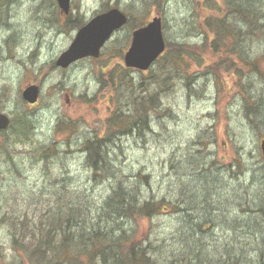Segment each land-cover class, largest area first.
Returning a JSON list of instances; mask_svg holds the SVG:
<instances>
[{
    "label": "rangeland",
    "instance_id": "374dc122",
    "mask_svg": "<svg viewBox=\"0 0 264 264\" xmlns=\"http://www.w3.org/2000/svg\"><path fill=\"white\" fill-rule=\"evenodd\" d=\"M207 2L71 0L66 13L57 0H0V108L10 117L9 126L0 130V264H22L19 259L27 258V249L32 248L21 236L15 241V223L41 236L37 230L41 221H49L60 210L75 213L71 228L77 233L84 229L81 226L104 231L119 225L141 240L144 237V245L150 239L160 264H261L252 248L264 245V216L257 209L246 211L254 200H262L264 207L259 144L264 138V37L247 45L244 53L247 58L260 54L262 74L251 72L250 63L249 67L238 63L240 71L221 69L218 75L225 82H220L202 74L204 67L193 66L197 76L191 89L178 79L161 94L167 109L149 110L144 129L112 135L105 146L110 164L105 176L94 177L87 151L80 149L85 137L108 135L105 122L121 110L119 101L127 109L132 100L147 99L156 89L148 70L126 72L131 82L123 85L129 93L124 99L110 78L105 77L103 85L100 80L102 70L110 75L114 67L125 66L123 54L136 23L158 14L166 40L197 42L192 19L212 11ZM113 6L132 22L113 33L100 55L68 68L55 65L78 28ZM78 20L83 24L77 27ZM205 57L210 60L214 55L208 51ZM241 75H249V92L239 85L246 81ZM31 83L40 85L34 104L21 94ZM249 93L257 107L248 117L245 104L253 100ZM65 116L75 124L57 125ZM140 178L149 184L142 183L135 200L141 204L162 198L167 208L159 207L151 218L135 214L134 219L103 207L112 186L125 180L124 187L133 191ZM255 221H263L261 235ZM164 241L174 242L175 248L165 250ZM230 254H235L233 259Z\"/></svg>",
    "mask_w": 264,
    "mask_h": 264
},
{
    "label": "trees",
    "instance_id": "16d2710c",
    "mask_svg": "<svg viewBox=\"0 0 264 264\" xmlns=\"http://www.w3.org/2000/svg\"><path fill=\"white\" fill-rule=\"evenodd\" d=\"M208 1V8L212 11H208L207 14L201 18H197L193 15L195 22L193 26L196 29V35L199 36L197 42L188 41H171L167 39L166 49L162 55L154 62L155 67H150L148 70L149 82L156 84V89L149 93V98L141 100H132V106L128 105L127 109H122L121 101L118 102L119 110L115 112L110 118H107L105 122V130L108 133L106 136L95 134L94 136H87L84 140H81L80 149L86 152L87 162L91 167L94 177L97 173H109L110 164L107 157L108 144L113 134L129 133L138 128L144 129V124L147 123L149 117V110H163L161 102V94L173 87L178 79L183 81L184 86L191 89V83L196 80V70H192L193 66L204 67L202 74L208 73L214 75V80L220 82L224 81L220 79L219 73L221 69L230 70L236 68L238 63L242 67L248 66L251 72H259V57L260 54H254L247 58L244 56L247 45L256 44L264 37V0H206ZM78 20L75 22V26H81L83 23ZM132 19L129 17L128 23L130 24ZM127 23V24H128ZM144 22H137L133 28L143 25ZM260 39V40H257ZM211 52L214 55L213 59H206L205 53ZM130 68L125 66L120 70L118 67H114L110 71H101L100 80L102 85L105 83V77L110 78L112 88L116 93H119L121 97L127 98L129 93L125 92L124 83L131 82V79L127 75V71ZM240 69L236 68V71ZM262 71V70H261ZM242 77V75H241ZM249 75L242 77L246 79L243 82H239L241 88L244 91H248L251 87V83L247 84ZM238 83V82H237ZM244 91L240 92L245 95ZM131 93V91H129ZM250 94V93H249ZM251 95V94H250ZM252 96V95H251ZM253 100L248 105L249 99L245 104V113L249 117L253 115L254 110L257 107V99L252 96ZM247 100V99H246ZM164 109H167L164 108ZM125 111V113H123ZM251 120H255L250 116ZM258 120V118H257ZM75 124L74 121L67 116L59 118L57 125L67 127ZM142 125V126H141ZM111 141V140H110ZM44 153V152H43ZM44 155V154H43ZM124 183L126 181L121 180L117 187L112 186L113 193L103 204L107 208H116L113 213H121V215L131 216L135 219V214H140L142 217H152L155 213L159 212L160 208H167L163 206L165 199L149 200L140 204L135 200V195L138 191H142V183L149 184L148 180L140 178L134 185L135 190L125 188ZM132 191V192H131ZM258 200L249 202V209L246 212L257 211L262 212L264 216V207L262 206V200L258 203ZM255 206V209L253 208ZM175 210V209H174ZM75 213H65L63 211L56 212L55 215L47 222L41 221V227H37V230L41 232V236L35 230L31 231L26 228H18L15 226L12 230L13 237L16 241L18 236L21 239L30 240V246H28V257L24 256L19 259V263L26 264H160V260L156 257L152 251H156L154 242L147 239V243L144 245L145 238L139 239L132 231L127 232V229L121 226H116L104 231H88L86 226L79 231H74L71 228L72 219ZM192 219L187 220V224H191ZM263 221H255V224L259 227V235L262 234L261 229L263 226L260 224ZM18 225V224H17ZM83 225V224H82ZM264 225V224H263ZM100 228V227H99ZM98 228V229H99ZM26 229V230H25ZM88 229V230H87ZM79 230V229H78ZM94 230V229H93ZM29 231V233H27ZM256 230H253V234H257ZM76 232V233H75ZM184 230H179V233ZM19 234V235H18ZM81 234V235H80ZM31 237V239H30ZM186 237L189 238L186 234ZM193 235H191V239ZM177 240V239H175ZM149 241V242H148ZM161 246V240H158ZM165 250L171 251L174 246V242H163ZM183 244V243H182ZM186 244V243H184ZM203 243L198 242L196 245ZM260 244V243H259ZM187 245V244H186ZM188 246V245H187ZM258 246V245H257ZM253 246V251L256 257L260 258V263L264 264V245L263 247ZM151 247V248H150ZM20 248V245H19ZM187 249V248H185ZM162 253H165L162 251ZM183 253V252H179ZM235 255V254H234ZM233 254H230L233 259ZM240 255V254H238ZM152 261L154 262H151ZM238 259V257H236ZM256 259V258H255ZM239 260V259H238Z\"/></svg>",
    "mask_w": 264,
    "mask_h": 264
},
{
    "label": "water",
    "instance_id": "95a60500",
    "mask_svg": "<svg viewBox=\"0 0 264 264\" xmlns=\"http://www.w3.org/2000/svg\"><path fill=\"white\" fill-rule=\"evenodd\" d=\"M57 1L61 10L67 13L70 0ZM127 22L128 15L119 7H112L96 14L77 30L69 46L56 58V65L66 68L81 58L99 56L102 47L113 32ZM162 26V17L155 15L148 23L132 31L130 45L124 53L126 66L146 70L164 52L166 41ZM22 95L31 103L37 101L39 86L27 85ZM8 125L9 117L0 110V128H6ZM260 147L264 156V138L260 141Z\"/></svg>",
    "mask_w": 264,
    "mask_h": 264
}]
</instances>
